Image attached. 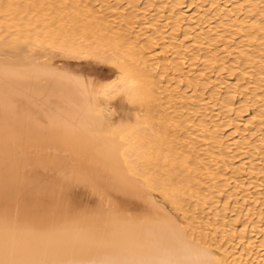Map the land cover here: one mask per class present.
I'll return each instance as SVG.
<instances>
[{"label": "bare ground", "instance_id": "1", "mask_svg": "<svg viewBox=\"0 0 264 264\" xmlns=\"http://www.w3.org/2000/svg\"><path fill=\"white\" fill-rule=\"evenodd\" d=\"M4 1L0 0V37L14 31L0 41V264H264V231L258 228L264 223V209L254 207L264 188L251 195L264 179V138H257L264 128V97L248 94L234 103L238 92L264 89V76L257 82L246 81L253 71H264V0H193L186 12L180 10L185 0L168 12V0H152L136 11V3L143 0H130L127 7L132 6L133 12L128 14L135 24L140 17L147 20L150 11L156 25L162 14H168L170 40L165 29H150L148 22L149 27L142 28L149 33L146 48L139 45L140 38L131 43L124 34L110 31L108 21H114L100 22V12L84 11L75 1L72 8L61 5L62 10L53 3L60 12H51L55 7H48L49 0H22L23 4L17 0L18 5ZM117 2L124 5L123 0ZM122 12L121 17L126 15ZM183 26L188 32L181 37ZM236 36L245 37L234 49ZM223 39L226 54L237 52L248 59L249 67L242 68L238 81L227 74L234 76L240 61L225 67L230 60L222 55L225 49L217 54L222 65L216 69L213 48ZM157 44L168 62L179 63L178 73L199 77L188 80L185 87L159 86L157 77L168 73L156 76L151 71L157 56L151 53ZM255 45L258 63L249 53ZM181 47L184 52L177 51ZM196 48L206 51V56L194 57L187 65L186 52ZM106 53L116 61L110 65L95 58L70 61L74 55L103 58ZM31 65L48 69L31 70ZM25 66L29 69L14 68ZM215 72L218 76L213 78ZM127 81H135L136 86L124 87ZM214 85L217 89L211 91ZM122 93L138 104L125 112L113 133H106V116L111 113L99 109L101 99ZM223 94L230 103L221 102ZM40 95L51 98L46 99L50 108L42 103L56 113L44 112L45 121L37 116H42L39 107L35 111L29 106L37 97L39 103ZM145 108L149 118L139 115ZM253 108L260 111L245 119ZM220 109L227 115L236 113L237 120L252 128L237 129L235 140L227 141L221 132L235 119L225 125L214 114L211 121L209 117L195 120L204 111L211 115ZM191 128H198L201 135L193 130L187 138L177 136ZM100 129L105 133L99 134ZM195 136L207 147L201 149L198 142L201 155L186 144ZM235 146L238 155L224 156ZM240 158H245L244 165L235 168ZM202 162L206 170L201 169ZM136 176L160 192L165 202L175 204L183 218L157 202L151 188ZM85 177L92 186L83 184ZM206 177L210 183L234 186L233 195L223 200L225 190L217 192L212 184L205 185ZM244 177L246 182L237 183ZM219 206L234 213L235 224L242 210L250 211V217L243 227L227 228L229 216L218 214ZM202 210L208 214L205 218L199 216ZM219 237L235 244L226 248ZM218 247H225L226 253Z\"/></svg>", "mask_w": 264, "mask_h": 264}, {"label": "rangeland", "instance_id": "2", "mask_svg": "<svg viewBox=\"0 0 264 264\" xmlns=\"http://www.w3.org/2000/svg\"><path fill=\"white\" fill-rule=\"evenodd\" d=\"M7 2H5L4 1V3H9V0H6ZM16 2L15 4H19L20 2L22 3L23 1L21 0H19V3L17 2V0L15 1V0H11V3L12 2ZM62 2V4H60V2H51L50 0H49V2L47 3V5L49 4V8L51 9L52 7H55V8H52L51 9V12H60V11H58V10H62V8L65 6L66 7V9L69 7V8H72L73 7V2L72 1H75L74 2V4H80V6L82 5V9H85L84 11H86V8H87V10H89V9H91V10H96L100 15L98 16V13L97 12H95L96 14H97V16L99 17L98 18V20L101 22V20L102 21H105V20H107V19H109L110 21L112 20V21H114V22H109L108 20V23H110L111 25H108V24H106V25H108L109 26V28H110V31L112 30V32H119L121 35H125L126 37H124L123 39L124 40H126L127 42H135L136 41V39L137 38H140L141 40H139V41H141V42H137L139 45H141V47H143L144 46V48H146V47H148L149 45H150V43H149V41H148V35H149V33L148 32H145V34H144V32H142V28L144 29L145 28V26H148L150 23V29H153V28H155V29H160V30H162V29H165V31L168 33V37H169V40H170V38H171V34H172V31H171V29L170 28H166V16L168 15L167 14V12H168V10L172 7V6H175V5H178V3L180 2V0H168V1H170V2H168L167 1V3L166 2H164V3H166L165 4V6H167L166 7V10H167V12L166 13H164V14H162V19H160V22L161 23H159L158 25H156V23L154 22V20H153V15L155 14V13H151V11L148 13V15L149 16H147V20H146V17H140L139 19L142 21L141 23H140V20H137L136 22H138L137 24H135V22H132V21H135V20H131L130 19V14H128V13H131V12H133V11H136V10H143L144 8H146V3H149V2H151L152 0H143V1H139V3H136V5L137 6H135L136 7V9H134L133 11L131 10V8H133L132 6H130L131 8H129V7H127V3H129L130 2V0H123V4L124 5H121V4H118V0H111V2H109V0H66V2H64L65 0H61ZM80 1V2H79ZM191 1H193V0H185V1H181L180 3L182 4V2L184 3L183 5H181L180 6V10L182 11V12H186V11H188L189 10V8H190V6H191ZM13 2V3H14ZM78 2V3H77ZM159 2H160V0H159ZM162 3V5L164 6V3H163V1H161ZM20 3V4H21ZM28 3H30V2H28ZM51 3V4H50ZM56 5V4H59V5H57L59 8L61 7V5H63V7H61L60 9H58L54 4ZM65 3V4H64ZM169 3V4H168ZM179 3V4H180ZM201 3H202V1H201ZM23 4V3H22ZM53 4V5H52ZM70 4H72V5H70ZM160 4V3H159ZM158 4V5H159ZM160 4V5H161ZM4 5V4H3ZM67 5V6H66ZM76 5H74V6H76ZM121 5V6H120ZM64 7V8H65ZM139 9H138V8ZM169 7V8H168ZM63 8V9H64ZM128 8H129V12H127V10H128ZM53 9H55V10H53ZM122 9V10H121ZM73 9H68V10H65L66 12L67 11H69V12H71ZM124 14H126L125 16H123V17H121L120 15H118L119 13H120V11ZM165 10V11H166ZM74 11V10H73ZM130 15V16H129ZM165 17H164V16ZM101 16V17H100ZM119 16H120V18H119ZM127 16V17H126ZM106 17V18H105ZM125 17H126V19H125ZM165 19H164V18ZM0 18H2V17H0ZM123 18V19H122ZM142 18H145V20L144 19H142ZM227 18V17H226ZM101 19V20H100ZM103 19H105V20H103ZM228 19V18H227ZM230 19V18H229ZM147 22V23H146ZM148 22H149V24H148ZM152 22L154 23L153 24V27H151V25H152ZM104 23H106V22H104ZM112 23H115V24H112ZM147 25H146V24ZM80 24V23H79ZM82 24V23H81ZM80 24V25H81ZM133 24H135V25H133ZM113 25V26H112ZM112 26V27H111ZM114 27V28H113ZM149 27V26H148ZM3 32H5V31H7V30H2ZM14 31V29H12V30H10V31H7V32H5L4 34L2 33V35H1V40L0 41H3V42H5L6 41V39H8L9 37H12V33L11 32H13ZM111 32V33H112ZM187 32H188V27L187 26H183V28H182V31H181V33H180V36L181 37H184L186 34H187ZM143 34V35H142ZM148 34V35H147ZM223 35L225 34V33H222ZM229 34V33H228ZM144 35H146V36H144ZM227 35V34H226ZM229 35H231V34H229ZM2 37H5L6 39H2ZM118 37V36H117ZM244 37L245 36H236L235 38L236 39H234L235 41H233L234 43L232 44V46L234 47V49L238 46V44L239 43H241L243 40H244ZM125 41V42H126ZM221 42V41H220ZM218 43V44H216V46L213 48V53H212V56H213V58L214 59H216V57H217V54H220L221 52H223V50L225 49V51L223 52V56H227L228 57V59H226V60H231L232 62H230V60L229 61H227V63H226V65H225V67H230V65H232L233 64V62L234 61H236V62H238V61H240V64L238 63V64H236V65H238V67L236 66V68H238V71L237 72H239V70H240V72H239V74L237 75V72H236V74L234 75V76H231V75H229V74H227V76L228 77H230V79H233L234 81L236 80V81H238L239 80V76L240 75H242L243 74V72L241 73V71H243V69H245L246 67H245V65H246V63H247V57L246 56H242V57H240V56H238L239 54H237V52H233L231 55H228V54H226V51H227V47L225 46V44H224V39L222 40V42L223 43ZM143 45V46H142ZM145 45H146V47H145ZM155 50H152V53L151 54H156L157 56L152 60V62H151V65H152V68H151V71H152V73H154L156 76H157V74L156 73H159V72H167L168 73V75L166 76V77H157V81H158V83H159V86H161V87H165V86H168V85H171L172 87L173 86H175V88L176 87H179V86H183V87H185V86H187V84H188V80H190L191 78H192V80L193 79H197L198 77H199V75L196 73V74H194V73H191V75L192 76H190V74H189V72L188 73H183V75L181 74V73H178V71H177V69L179 68V63H176V62H168L167 61V57H166V55L167 54H165V53H162V51H161V45H159V44H157V46L155 45ZM232 47V48H233ZM257 48H258V46L257 45H255V46H253V48H251L250 50H249V53L251 54V59H253L254 60V63H258V62H260L261 61V59L260 58H258L257 57ZM179 50H177V51H181V52H184L185 51V47H181V49L183 50H181L180 48H178ZM235 51V50H234ZM155 52V53H154ZM220 52V53H219ZM206 51H204V50H202V49H200V48H196V49H194L193 51H190V53L189 52H186V55H188L187 56V58H186V60H188V61H186L187 63V65H189L190 64V60H192V58H194V57H197V56H206ZM71 54V53H70ZM73 56V55H72ZM75 56V55H74ZM73 56V57H74ZM70 58V61H72V62H77V61H79L81 58L83 59V61L85 62V61H88V60H90V58H95V59H100V60H102V61H104L105 63H107V64H111V63H113V61H116V59H114L112 56H111V53H106L105 54V57H103V58H101V57H97V56H93V55H90V54H88V56H86L85 55V58H83V56H80V57H74V58ZM89 57V58H88ZM237 57H240V58H237ZM199 58V57H198ZM237 58V59H236ZM81 59V60H82ZM241 59H242V61H241ZM216 61V69H217V71L219 70V68L221 67V63L218 61V59H216L215 60ZM189 62V63H188ZM235 62V63H236ZM229 63H231V64H229ZM234 63V64H235ZM227 64H229V65H227ZM113 66V65H112ZM240 66H241V68H240ZM247 66V65H246ZM31 68V70H32V67L35 69V70H42L43 71V69L44 70H46V69H48V68H45L44 66H35V65H31L30 66ZM243 67H245V68H243ZM247 67H249V65L247 66ZM14 68H17V69H29V66H25V67H14ZM43 68V69H42ZM243 68V69H242ZM33 69V70H34ZM253 72H256V73H254V75H252V76H250L249 78H247V82H257L258 81V79H260V77L261 78H263V76H264V71L263 72H260V71H253ZM213 74V78H215V77H217L218 75V72H215V73H212ZM246 82V83H247ZM216 85H214V86H212L211 87V91H214V88L215 89H217V87H215ZM214 87V88H213ZM174 88V89H175ZM202 88V91H203V87H201ZM201 91V92H202ZM164 93V92H163ZM203 93V92H202ZM247 93V94H246ZM255 92H238L236 95V100L234 101V103H237V104H239L240 102L239 101H241V99H242V97H245L246 95H248L249 94V97L251 96V97H255V98H257L258 99V96H259V98H260V96L262 97H264V89H262V90H260V91H258V93H255ZM177 95H175V96H177V98L179 97V99H180V101H184V100H182V98L183 99H185L184 98V96H182L181 94H179V96H178V93H176ZM251 94V95H250ZM181 95V96H180ZM46 97V96H45ZM44 97V95H40L39 96V99L40 100H38L39 101V103L37 102V98H36V100L34 101V102H32V104H30L29 106L33 109V110H35L36 111V109H38L37 107H39L41 110V112L39 111V110H37V112H39V113H41V115L42 114H44V112H46V115H55L56 113L54 112V110L55 109H52V111H51V109H47L48 107L50 108V104L49 103H51L50 101V99L51 98H49V97H47V98H45ZM165 97H167L168 98V95L166 96L165 95ZM180 97H182V98H180ZM262 97V98H263ZM45 99L44 101L42 100V99ZM166 98V99H167ZM46 99L47 100H50V101H46ZM52 100H54L55 101V99H53L52 98ZM168 100V99H167ZM166 100V101H167ZM220 100H222L221 102L222 103H225V104H227V103H230V99L227 97V95L226 94H223V95H221V99ZM41 101V102H40ZM233 100H231V102H232ZM35 102H37V104L35 103ZM42 102H44L45 103V105L46 106H48L47 108H45V106H44V103H42ZM239 102V103H238ZM233 103V102H232ZM39 105V104H41V105H39V106H34V105ZM43 104V105H42ZM49 104V105H48ZM137 101H132V100H130L129 99V97L127 96V94H125V93H122V94H116V95H113L112 97H110V98H108V99H105V98H102L101 99V105L99 106V109H101V110H108V113L106 114V115H109V113H111V115L109 116V117H107L106 115V123L105 124H107L108 125V128H104V130L106 131V133L108 132V133H113V128L116 126V125H118V123H119V121H120V119H122L123 117H124V115H125V112L126 111H128V110H130V111H133V107L134 106H137ZM44 107V108H42V107ZM46 109V110H45ZM260 111V110H259ZM258 109L257 108H253V109H251V110H249V112H247V113H245V119H251V118H253L258 112ZM47 112H48V114H47ZM169 112H172V110L171 111H169ZM50 113V114H49ZM222 110L220 109V110H217L216 111V113H211V115H210V112H208V111H204V113L202 112L200 115H198V119L197 118H195V120L197 121V122H201L203 119H206L207 117H209V118H207V119H209V121H211V120H213L212 118L213 117H211V116H213V114H214V117H215V119H219V120H221V124L222 125H225L224 124V122L225 121H230L231 119L233 120V119H235L234 120V124L233 125H230L229 126V128L227 127V128H225V131L224 132H221V133H223L222 135H223V137L225 138V139H227V141L228 140H231V141H233V140H235V136H234V133L237 131V129H239V131H240V129H241V131H247V129H251L252 128V126L253 125H249V126H245V125H243L242 124V122L240 121V120H237L236 118L238 117V115L235 113V114H225V113H222ZM210 116H209V115ZM216 114V115H215ZM139 115L140 116H142V117H145V118H149V116H150V114H148L147 112H146V108L142 111V112H140L139 113ZM169 115H171V114H169ZM37 116H39V117H41L42 119L41 120H44L45 121V118H44V116L42 115V116H40V114L39 115H37ZM159 116H161V117H163V115H159ZM96 118H97V120H99V121H102V119L103 118H101V116H95ZM221 117V118H220ZM211 119V120H210ZM227 119V120H226ZM196 122V123H197ZM227 122H225V123H227ZM195 122H194V124L193 125H195L196 124ZM217 124H220V123H218L217 122ZM193 125H191V126H193ZM244 129V130H243ZM103 130V132H102V129H100V130H98V132H99V134H101V133H105V131ZM193 130H195L196 132H198V135H201V133H200V131H199V129L198 128H191V131H184V132H181V133H178L177 134V136H180L179 138H187L188 136H189V134H191L192 132H193ZM223 130H224V127H223ZM101 131V132H100ZM198 137V136H197ZM197 137L195 136V137H192V139H189L187 142H186V144H188L187 145V147H188V149H196L198 152H197V154H199V155H201V152H200V150L198 149V142L200 141L201 142V144H202V148L201 149H203V146L205 145V143L203 142V140L201 139H197ZM199 138V137H198ZM257 138H258V140L259 139H262V138H264V128H263V130L261 131V133H259L258 134V136H257ZM186 141V140H185ZM205 147V146H204ZM205 148H207V147H205ZM204 148V149H205ZM217 152H218V150H217ZM228 152V153H227ZM226 153H225V155L224 156H232L233 155V157L235 156V155H238L239 153H240V150H239V147L238 146H235L234 147V149H232L231 151H227ZM219 153H221L220 151H219ZM29 156H33L34 155V153L32 152L31 154H30V152L29 153H27ZM214 155V154H213ZM223 156V154L222 155H220L219 157L220 158H223L224 157ZM228 157V158H231V157ZM236 161H238L237 163H236V166H235V168H239L240 166H242V165H244V162H245V158H240V159H238V160H236ZM70 162V161H69ZM68 162V163H69ZM262 163V157L261 156H259V158H258V164H261ZM200 166H201V169H203V170H206L207 169V165H206V163H204V162H202V163H200ZM76 168H77V166H72V171L74 170V171H77L76 170ZM79 168V167H78ZM73 171V172H74ZM233 171L234 170H231L229 173H233ZM137 177V179L138 180H140L141 182H143L145 185H148L149 186V188H151V186H150V184H148V182L144 179V178H141L140 176H136ZM210 179H208L207 177L206 178H204V184L206 185H213L214 186V189L217 191V192H221V191H224L225 190V193L224 194H222V199L223 200H225V199H227L228 197H231L232 195H233V191L235 190L234 189V186H231V187H228V184L225 182V181H220V182H212V183H210ZM244 182H246V178L244 177V178H242V179H239V181L237 182V183H244ZM83 184L84 185H87V186H92L93 184H92V181L91 180H89V178L88 177H85V179L83 180ZM259 188H264V179L260 182V184L258 185V188L257 189H254L252 192H251V195L252 196H256V193H257V191H258V189ZM94 189V188H93ZM93 189H89V190H93ZM152 192H153V196H154V198H155V200L157 201V202H161V203H164L166 206H167V208H168V210L174 215V216H176V215H178L179 217H180V219H182L183 218V215H182V213L181 212H179V211H176L177 210V206L175 205V204H173V203H170V202H165L164 201V199H163V197H162V195H161V193L160 192H155V190L153 189V188H151L150 189ZM92 194H94L95 193V190H93V191H90ZM97 193V192H96ZM252 196H251V198L250 199H252ZM100 197V196H99ZM106 199H109L108 197H105ZM238 198V197H237ZM101 199V201H105V202H107L108 200H104L103 198H100ZM242 199H244V197H242ZM248 199H246V201H247ZM254 207L256 208V209H258L259 211H262L263 209H264V195L262 196V197H260L259 199H258V203L256 204V205H254ZM216 212L218 213V214H227L228 216H229V218L227 219V223H226V227L227 228H230V229H233V228H240V227H243L244 225H245V222L247 221V219H249V217H250V211H248V210H242L240 213H238L237 214V219H238V221H237V224H235V223H233L234 221H233V219H234V213H232V212H227V211H225L224 209H223V207L222 206H219V207H217V209H216ZM227 212V213H226ZM206 215H208L207 214V212H206V210H202L201 212H200V215L199 216H201L202 218H205L206 217ZM257 221H258V219H257ZM258 228L262 231H264V223H261L260 225H258ZM210 234H212V235H214V233H213V231H210L209 232ZM218 236H220V235H218ZM219 239H221L220 237H219ZM221 240H224V245H225V247L226 248H230V247H232V245L233 244H235L234 243V241H232L231 239H221ZM225 247L222 249V248H220V247H218V249L220 250V251H223L224 253H226V249H225ZM227 255H228V253H227Z\"/></svg>", "mask_w": 264, "mask_h": 264}, {"label": "clouds", "instance_id": "3", "mask_svg": "<svg viewBox=\"0 0 264 264\" xmlns=\"http://www.w3.org/2000/svg\"><path fill=\"white\" fill-rule=\"evenodd\" d=\"M136 86V82L135 81H127L125 84H124V87L126 88H134Z\"/></svg>", "mask_w": 264, "mask_h": 264}]
</instances>
